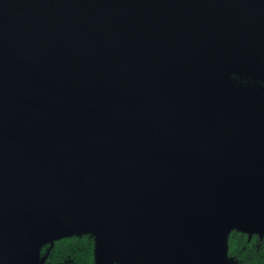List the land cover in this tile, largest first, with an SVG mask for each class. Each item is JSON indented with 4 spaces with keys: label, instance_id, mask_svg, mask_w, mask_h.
Masks as SVG:
<instances>
[{
    "label": "water",
    "instance_id": "water-1",
    "mask_svg": "<svg viewBox=\"0 0 264 264\" xmlns=\"http://www.w3.org/2000/svg\"><path fill=\"white\" fill-rule=\"evenodd\" d=\"M243 66L264 0H0V264L88 233L97 264H227L231 231L263 236Z\"/></svg>",
    "mask_w": 264,
    "mask_h": 264
},
{
    "label": "trees",
    "instance_id": "trees-1",
    "mask_svg": "<svg viewBox=\"0 0 264 264\" xmlns=\"http://www.w3.org/2000/svg\"><path fill=\"white\" fill-rule=\"evenodd\" d=\"M234 84L261 89L264 84L244 75L229 74ZM42 264H97L92 233L81 234L45 244L39 249ZM227 264H264V235L248 236L235 230L227 239Z\"/></svg>",
    "mask_w": 264,
    "mask_h": 264
},
{
    "label": "rangeland",
    "instance_id": "rangeland-1",
    "mask_svg": "<svg viewBox=\"0 0 264 264\" xmlns=\"http://www.w3.org/2000/svg\"><path fill=\"white\" fill-rule=\"evenodd\" d=\"M180 228V227H179ZM177 228V229H179ZM212 229H209L208 231V238L210 239L211 241V244H208L207 246L209 248H213L216 252H221L222 250V247L220 246V242L218 241V239L211 233ZM164 237V240L167 239V241H170L171 240V237L169 236V234H166L163 236ZM161 242L160 241V238L153 241V243H159ZM207 246H204V247H207Z\"/></svg>",
    "mask_w": 264,
    "mask_h": 264
},
{
    "label": "bare ground",
    "instance_id": "bare-ground-1",
    "mask_svg": "<svg viewBox=\"0 0 264 264\" xmlns=\"http://www.w3.org/2000/svg\"><path fill=\"white\" fill-rule=\"evenodd\" d=\"M243 68H245L249 73L253 74V75H256V76H262L264 78V73L263 72H258V71H255L249 67H245L243 66Z\"/></svg>",
    "mask_w": 264,
    "mask_h": 264
}]
</instances>
